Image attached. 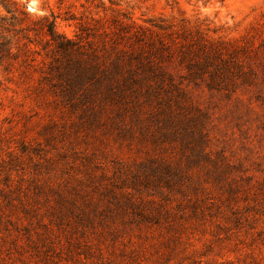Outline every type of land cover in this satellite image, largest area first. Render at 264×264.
I'll return each mask as SVG.
<instances>
[{
    "label": "rangeland",
    "instance_id": "1",
    "mask_svg": "<svg viewBox=\"0 0 264 264\" xmlns=\"http://www.w3.org/2000/svg\"><path fill=\"white\" fill-rule=\"evenodd\" d=\"M14 1L0 5V264H264V0ZM52 14L100 57L126 18L235 52L203 79L171 64L179 93L100 103L90 83L69 89L41 32Z\"/></svg>",
    "mask_w": 264,
    "mask_h": 264
},
{
    "label": "trees",
    "instance_id": "2",
    "mask_svg": "<svg viewBox=\"0 0 264 264\" xmlns=\"http://www.w3.org/2000/svg\"><path fill=\"white\" fill-rule=\"evenodd\" d=\"M14 0H0V5L9 11ZM128 22H118L109 38V53L99 56L92 50H84L65 36L55 31L56 17L46 21L47 31L41 32L49 37L52 51L67 58L65 77L69 89H86L97 96L100 103L117 104L135 93H168L169 90L181 92L171 64L176 61L184 64L190 77L203 79L206 74L216 76L219 66H229L234 50L227 52L224 43L193 36L185 29H175L170 24H140L131 18ZM146 23V22H145ZM108 34V33H107ZM114 36L116 37L115 39Z\"/></svg>",
    "mask_w": 264,
    "mask_h": 264
},
{
    "label": "water",
    "instance_id": "3",
    "mask_svg": "<svg viewBox=\"0 0 264 264\" xmlns=\"http://www.w3.org/2000/svg\"><path fill=\"white\" fill-rule=\"evenodd\" d=\"M29 9H31L29 6H28Z\"/></svg>",
    "mask_w": 264,
    "mask_h": 264
}]
</instances>
